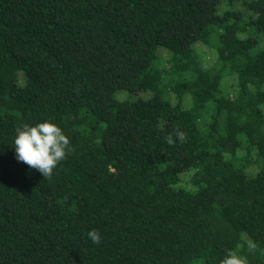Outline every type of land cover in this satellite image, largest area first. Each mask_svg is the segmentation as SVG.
<instances>
[{"label": "trees", "instance_id": "trees-1", "mask_svg": "<svg viewBox=\"0 0 264 264\" xmlns=\"http://www.w3.org/2000/svg\"><path fill=\"white\" fill-rule=\"evenodd\" d=\"M44 120L73 149L51 179L13 147ZM248 238L264 248V0H0V264H264Z\"/></svg>", "mask_w": 264, "mask_h": 264}, {"label": "clouds", "instance_id": "clouds-1", "mask_svg": "<svg viewBox=\"0 0 264 264\" xmlns=\"http://www.w3.org/2000/svg\"><path fill=\"white\" fill-rule=\"evenodd\" d=\"M186 138L185 132L175 129L164 139L166 143L174 146L177 141L185 142ZM13 147L17 161L35 169L45 179H51L54 169L73 151L69 138L60 127L49 120L36 123L35 126L27 123L17 125ZM87 236L93 244L101 242L99 231L96 229L90 230ZM245 246L249 253L255 254L259 251L261 255H264V248H259L251 238L246 239L237 247L244 248ZM220 264H248V258L236 250H228Z\"/></svg>", "mask_w": 264, "mask_h": 264}, {"label": "rangeland", "instance_id": "rangeland-1", "mask_svg": "<svg viewBox=\"0 0 264 264\" xmlns=\"http://www.w3.org/2000/svg\"><path fill=\"white\" fill-rule=\"evenodd\" d=\"M199 50H200L202 53H205V54H206V57H207L208 59H209V58H212V56H211V52H210L207 48L200 47ZM161 51H162V50H159L158 52L160 53ZM161 55H163V58L166 57V53H164V52H162ZM159 61H160L159 58H158L157 60H155V62H154V66L159 65ZM122 95H123V92H120L116 97L121 99ZM130 97H132V98H127V99H130V100H136V99H138V97H140V96H130ZM243 141H244L243 144L245 145L246 142H245L244 139H243ZM243 147H244V146H243Z\"/></svg>", "mask_w": 264, "mask_h": 264}]
</instances>
